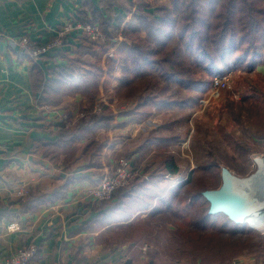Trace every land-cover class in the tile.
Masks as SVG:
<instances>
[{
	"label": "trees",
	"instance_id": "16d2710c",
	"mask_svg": "<svg viewBox=\"0 0 264 264\" xmlns=\"http://www.w3.org/2000/svg\"><path fill=\"white\" fill-rule=\"evenodd\" d=\"M87 2L90 1H84ZM91 7L92 17H87L84 11L81 18L100 24L105 35L102 43L92 42L85 36L84 41L89 43L80 44L75 56H64L54 47L55 51L49 54L54 56L52 67L41 64L45 55L37 60L22 51L31 61V81L40 93L38 103L57 105L61 97L56 95L61 92L63 95L80 94L89 100L86 107L81 104V109L87 112L86 117H78L70 126L64 121L55 122L52 138L35 139L34 151L54 164L61 160V155L62 161L68 163L108 147L107 138L95 137L100 129L140 123L154 112L188 110L198 102L202 87L213 77H225L237 71L250 72L264 64V0H169L167 3L161 0H101L98 7ZM115 7L120 11H115ZM109 51H113V56L108 55ZM60 58L65 63L55 64ZM116 68L120 69V76L112 87L115 95L136 101L133 107L122 112V119H118L108 104L101 103L99 112L93 108L101 91L111 86ZM252 107L255 136L264 139V97ZM66 114L74 116L71 110H66ZM193 136H200L198 130ZM184 139L186 136L173 130L172 121L167 119L159 127L142 134L130 154L142 158L153 150L166 154L162 171L138 180L134 177L117 190L112 199L95 204L98 213L85 226L98 224L106 231H114L116 226L130 225V217H149L170 210L177 212L174 199L183 185L177 182L164 185L162 179L164 172L172 176L177 173L179 167L168 150ZM135 143H125V146L130 150ZM234 147L245 161L244 148L236 141ZM212 166V163L196 164L188 181L196 183L202 177L211 176L214 181L209 184L201 181L200 186L204 190L219 187L221 171L216 165L211 170ZM30 194L28 191L27 197ZM197 194L209 208L202 191ZM220 215L226 216L222 212L209 213L207 209L193 224L195 230L186 235L181 233L182 238H177L181 245L174 247L175 253L168 252L170 258L173 261L190 258L197 264H231L253 245L259 250L264 248V236L256 229L247 225L226 231L229 223H219ZM102 232L98 234L99 241Z\"/></svg>",
	"mask_w": 264,
	"mask_h": 264
},
{
	"label": "crops",
	"instance_id": "0c3cea01",
	"mask_svg": "<svg viewBox=\"0 0 264 264\" xmlns=\"http://www.w3.org/2000/svg\"><path fill=\"white\" fill-rule=\"evenodd\" d=\"M84 1L0 0V264L29 243L39 248L38 256L29 264H137V260L144 259L135 251L134 243L129 248L114 244L108 247L100 244L98 234L103 231L108 235L109 231L98 224L85 226L98 213L94 208L96 202L86 192L113 168V153L101 156L107 153L104 148L105 151L94 154H99L98 162L90 161L88 156L69 164H54L33 148L35 139L52 138V124L60 121L63 111L76 110L81 96L61 92L56 95L61 97L57 105L38 103L40 93L31 81V61L18 40L28 36L36 46L60 40L55 49L64 56H75L80 44L89 43L84 41L86 37L76 31L60 36L59 31L69 19L89 22L82 21V12L91 18V5L98 7L101 0H89L86 4ZM115 11L120 9L115 7ZM50 52L41 61L45 67L53 65ZM63 63V58L55 61ZM118 73L120 69L116 68L106 93L112 90L113 82H118ZM101 100L106 101L100 97L96 101ZM115 128L101 129L97 134L99 137L105 131L112 132L107 140L113 152L117 141ZM22 187L29 190L30 196H16ZM12 224L14 230L9 228ZM173 264L197 263L181 259ZM231 264H264L263 246L261 250L253 247L245 251Z\"/></svg>",
	"mask_w": 264,
	"mask_h": 264
},
{
	"label": "rangeland",
	"instance_id": "374dc122",
	"mask_svg": "<svg viewBox=\"0 0 264 264\" xmlns=\"http://www.w3.org/2000/svg\"><path fill=\"white\" fill-rule=\"evenodd\" d=\"M59 35L64 36L66 33ZM83 36L86 35L83 34ZM59 42L60 40L57 41L56 45H58ZM116 76H120L119 73ZM229 78L230 80L225 86L214 87L212 81L206 86H203L198 102H196L193 107L188 108V110H173L167 113L165 111L154 112L150 117L140 123L135 122L122 128H115L116 135L114 136H116L117 141L115 142L116 146L114 147V152L112 148L105 147L107 153L103 154L102 152L101 154L103 155H100L105 156L108 153H113L111 158L113 159V163L115 161L116 163L109 171L108 175L105 172L106 174H103V176H105L104 179L102 181L99 180V183L93 186H101L103 181L115 173L118 163L121 165L122 160L126 161L127 165L121 167V169L127 170L130 177L126 183H120L108 199H112L113 194L120 188L129 184L134 177L135 179L140 177L146 178L150 173L162 171L167 157L166 154H160L153 150L142 158L139 156L137 157V154L132 156L134 154H130V152L133 151L137 142L141 139L142 134H145L152 128L159 127L165 119L172 121V129L183 133L187 139H184V141L178 145L169 147L168 152L174 156L176 165L179 169L173 176L168 172H164L162 183L164 185H169L177 182L182 183L183 186L181 189L179 187L178 190L180 192L174 199L178 207L176 208L177 212L170 210L171 212L150 215L149 217L141 215L134 216L132 219L130 217L128 220L132 221L130 225L125 224L123 226H116L114 231L110 230L108 232V235L103 233L100 244H105L108 247L113 244L117 246L124 245L129 248V245L134 243L137 245L135 251L138 252V255L144 256L143 260H137V264H148V262L153 264L178 263L179 260L173 261L168 255V252L175 253L176 250H174V247L181 245L177 238H182V234L186 235V233L191 230H195L193 224L200 219V216L202 217L206 214L208 205L203 198L197 196V193L204 190L203 187L200 186L201 181L206 184H209V181H214V179H211V176L202 177L200 182L196 183L188 181L191 169L196 164L212 163L213 166L211 170H214V165H216L218 169L220 168V171L221 167H227L232 173L239 177H247L256 171L257 164L254 158L264 155V139L255 136V128L250 110L254 108L252 107L254 103L264 97V64L257 66L255 70L250 72H234ZM116 83L113 82V86L116 85ZM69 96L75 97L74 95ZM111 96L112 98H110ZM98 97L101 99L105 98L106 101H96L93 107L94 111H101V103H105L113 109L118 119L124 117L122 114L123 111L128 110L136 104V101L133 99L116 96L113 88L109 94L105 91H101ZM88 103V98H83L81 96L79 106L76 110H72L74 116L69 117L66 111H63L59 120L61 122L64 121L66 126H70L78 117H86L87 112L81 109V104L86 107ZM133 124L135 125L133 126ZM196 130H198L200 136H195V139L193 134ZM98 131L95 137L99 140L108 138L112 133L105 131L102 134L100 133L98 137ZM235 141L244 148L246 152L245 161L239 149L234 147ZM130 142L136 143L128 150L129 148H126L125 143L127 144ZM105 149L103 148L101 151H105ZM125 150L127 151L125 152ZM98 155L94 156L93 154H89L88 156H90V158L88 157V159L98 162L100 161V157H97ZM62 157L63 155H61V158ZM59 162H62V159ZM66 163L67 162H64V164ZM69 163L71 162H68V164ZM109 168L110 166L108 169ZM22 188L26 189V193L17 197L27 196L29 190L25 187ZM86 196L96 202L94 204L108 200H95L88 194V190ZM218 222L229 223L226 231L229 229H241L247 225L250 226L246 222L242 224V226L233 224L224 215L218 217ZM198 231L203 232L200 230ZM256 231L264 236L263 231L257 229ZM224 234L228 236V234ZM144 247H146L145 251H143ZM253 247L254 245L251 248ZM37 253H39V248ZM134 258L137 259L136 257ZM186 259L190 260V258Z\"/></svg>",
	"mask_w": 264,
	"mask_h": 264
},
{
	"label": "built area",
	"instance_id": "2783aa9c",
	"mask_svg": "<svg viewBox=\"0 0 264 264\" xmlns=\"http://www.w3.org/2000/svg\"><path fill=\"white\" fill-rule=\"evenodd\" d=\"M76 31L81 35H86L92 42L98 44L105 40V35L102 32L99 23L80 22L74 19H69L59 34L69 33ZM57 41L47 42L43 45L36 46L29 39L28 36H22L18 40V45L23 51H27L34 59H40L41 56L48 54L54 47H56ZM109 56H113V51H109ZM231 75L225 77H213L212 84L214 87L225 86L228 84ZM127 165V162L122 160L121 165L118 163V167L115 173L108 177L101 186H91L88 188V194L95 200L108 199L111 197V193L118 187L120 183H126L130 174L127 170L121 169V167ZM26 193V189L21 188L16 191V196H22ZM11 230L15 229V224L9 225ZM146 250L144 247L143 251ZM38 252V245L35 243H29L20 248L14 255L6 260L4 264H29L30 261L36 256Z\"/></svg>",
	"mask_w": 264,
	"mask_h": 264
},
{
	"label": "water",
	"instance_id": "95a60500",
	"mask_svg": "<svg viewBox=\"0 0 264 264\" xmlns=\"http://www.w3.org/2000/svg\"><path fill=\"white\" fill-rule=\"evenodd\" d=\"M254 160L257 169L247 177H239L227 167H221L220 186L202 191V195L209 201V213L222 212L235 223H244L248 217L264 210V190L257 188L262 175L261 166L258 159Z\"/></svg>",
	"mask_w": 264,
	"mask_h": 264
},
{
	"label": "bare ground",
	"instance_id": "6f19581e",
	"mask_svg": "<svg viewBox=\"0 0 264 264\" xmlns=\"http://www.w3.org/2000/svg\"><path fill=\"white\" fill-rule=\"evenodd\" d=\"M256 159H258V162L261 166V169H260V173L262 174L260 176V180L257 184V188L260 189V187L262 188V190H264V155H261V156H257L255 157ZM254 158V159H255ZM263 178V179H262ZM179 182V181H178ZM262 184V185H260ZM246 223H248L249 225L252 224V226L257 229V230H260V231H263L264 232V210H261L259 211L257 214L251 216V217H248L246 220H245ZM244 222V223H245ZM251 226V225H250Z\"/></svg>",
	"mask_w": 264,
	"mask_h": 264
}]
</instances>
